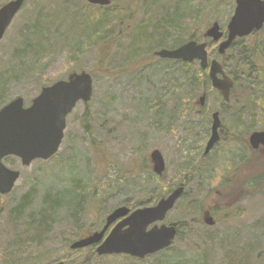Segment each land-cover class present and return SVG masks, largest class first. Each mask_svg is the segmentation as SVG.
<instances>
[{
	"label": "rangeland",
	"instance_id": "374dc122",
	"mask_svg": "<svg viewBox=\"0 0 264 264\" xmlns=\"http://www.w3.org/2000/svg\"><path fill=\"white\" fill-rule=\"evenodd\" d=\"M11 1L0 0V8ZM110 1L105 8L124 11L126 19L108 34L107 53L98 37L87 36L93 23L78 15L101 14L87 0H27L0 43V110L17 98L29 107L43 88L73 73L93 78L92 98L67 118L57 155L29 167L15 157L4 160L21 176L12 193L0 195V264H71L88 257L89 264H264V183L254 180L264 175V147L249 144L252 133L264 132V29L220 56L219 44L205 33L215 22L226 33L236 0ZM32 28L42 32L38 47L28 38ZM193 36L234 80L229 103L211 83L201 85L198 62L184 66L154 55ZM240 53L262 78L243 77L249 69L238 70ZM194 78L200 82L189 83ZM216 112L221 138L205 156ZM154 150L167 171L156 190L186 188L164 222L179 226L172 246L143 260L72 251L80 236L101 232L114 210L151 200L146 188L157 177ZM27 195L29 209L11 214ZM46 198L56 200L50 209ZM44 211L47 225L37 234ZM205 213L215 227L204 223Z\"/></svg>",
	"mask_w": 264,
	"mask_h": 264
},
{
	"label": "water",
	"instance_id": "95a60500",
	"mask_svg": "<svg viewBox=\"0 0 264 264\" xmlns=\"http://www.w3.org/2000/svg\"><path fill=\"white\" fill-rule=\"evenodd\" d=\"M27 0H12L0 8V43ZM92 6L108 7L110 0H87ZM264 27V0H236L234 14L226 33L215 22L205 37L219 44L218 53L224 56L238 39L251 36ZM162 60L198 62L201 70L208 71L211 87L218 91L224 102L231 100L233 79L219 60H209L208 44L189 41L173 49H161L154 54ZM93 95V78L86 72L73 73L66 81H59L42 89L29 107L17 98L0 110V195L7 196L14 190L21 173L4 164L9 157L18 158L23 167L35 161H48L60 150L65 137L67 118L78 103H88ZM206 96L199 100L205 106ZM221 120L219 113L212 116L211 136L206 144L207 156L220 141ZM253 150L264 147V132H254L249 137ZM153 173L162 177L166 164L162 153L154 150L150 155ZM185 194V187L175 188L155 206L130 210L121 207L106 218L101 232L74 242L72 251L95 247L98 256L126 255L143 260L172 246L178 235L177 225H166L167 215ZM204 223L214 227L216 222L207 213ZM110 231V232H109ZM57 264H65L63 262Z\"/></svg>",
	"mask_w": 264,
	"mask_h": 264
},
{
	"label": "trees",
	"instance_id": "16d2710c",
	"mask_svg": "<svg viewBox=\"0 0 264 264\" xmlns=\"http://www.w3.org/2000/svg\"><path fill=\"white\" fill-rule=\"evenodd\" d=\"M98 9L101 11V14H99L98 16H91V14H88L86 10H79L78 12V15H80L85 21L87 20L88 22H92L93 25L92 27L89 26V29H88V34L87 36L89 37V39L91 41H94V37H98L100 39V41L103 43V46H101V49L104 53H107L108 52V48L106 50H104V46H107L110 42L107 41V37H108V34L110 33L111 30H113V28L116 26V25H119V24H122L124 22V20L126 19L125 15H124V11L123 13L121 14H115L113 12V9L110 10L109 8H105V7H100V6H97ZM32 30V31H31ZM29 31H31L30 34H28V38L29 39H33L31 41H36V47H38L40 45V42H39V36L41 35V33L38 31V30H35V29H30ZM197 37H191L189 39V41H192V40H196ZM187 41V42H189ZM184 43L180 44V45H177V47H175L174 49L184 45ZM236 44H237V41L232 45V47L230 48V50H234L236 49ZM34 47V48H36ZM246 56H247V60H246ZM239 56H236L235 58H237ZM240 58H242V60H240V62H238L239 60L236 59L237 63H238V66L240 68H238V70H242L243 68H248L249 71L246 70L245 73H248V74H243V77L246 76V79L251 81V79L253 78V76H255V79H260L262 78V75H260V73L257 71V70H254L255 68L251 67L250 65V57L244 53H240ZM234 60V57L232 58V61ZM177 62H181L184 66H189L190 64L192 63H186V62H182V61H177ZM195 63V62H193ZM200 66V65H199ZM251 72H254L255 74L251 73ZM197 74H200L203 76V80L201 81V85L204 86H208L209 87V84H210V81H209V77L208 75L206 74L205 71L201 70V68H198L197 70ZM257 75V76H256ZM200 82L198 79L194 78V79H190L189 80V83L191 84H194V82ZM248 81V82H249ZM88 115H86L85 117H87ZM222 132V131H221ZM87 134H90L89 131L86 132ZM166 175H167V171L164 173V175L162 177H151L149 175V181L147 183V188H146V191L147 193L150 195L151 197V200H143L142 202L139 203V205L137 206H128V208L134 210V209H138L140 207H147L151 204H155L157 201L161 200L162 198L168 196L175 188H178L180 186H183L185 187V184H179V185H176V186H169V187H165L164 188V193L160 194L159 191L156 190L157 187L160 188V186H158V183H164L165 180H166ZM255 180V183L257 181H261L262 183H264V175L263 176H259L258 178L254 179ZM156 182H157V185H156ZM186 195V188H185V194L184 196ZM31 195H27L25 196L21 202L12 210V213L11 214H17V215H23L30 207V203H31ZM50 198H46L45 199V203L46 205L49 207L48 209H50V207L53 206V204L56 202V200H51ZM49 211H44L40 214V219H41V226L39 227L38 226V229H37V234H41L43 233V228H45V226L47 225V214H48ZM16 215V216H17ZM39 224V223H37ZM178 231H179V226L177 227ZM81 239H84V237L80 236L79 237ZM86 238V237H85ZM84 251H89V255L90 257L91 256H96V251H95V248L94 247H91V248H88ZM81 252V251H79ZM89 257L86 258L84 261H82L81 263L79 262H71V264H89ZM53 264V263H51Z\"/></svg>",
	"mask_w": 264,
	"mask_h": 264
},
{
	"label": "flooded vegetation",
	"instance_id": "af4514ba",
	"mask_svg": "<svg viewBox=\"0 0 264 264\" xmlns=\"http://www.w3.org/2000/svg\"><path fill=\"white\" fill-rule=\"evenodd\" d=\"M263 29H264V27L262 28V30H263ZM262 30H261V31H262ZM261 31H259V32H254L251 36H249V37H247V38L254 37L257 33H260ZM238 40L241 41V40H243V39H238ZM220 132H221V131H220ZM206 214H207V213H205V215H206ZM205 215H204V216H205Z\"/></svg>",
	"mask_w": 264,
	"mask_h": 264
}]
</instances>
